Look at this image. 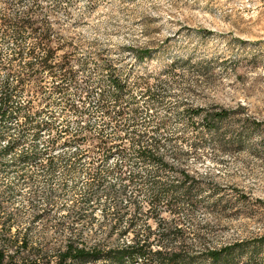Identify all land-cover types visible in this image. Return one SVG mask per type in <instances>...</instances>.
Returning a JSON list of instances; mask_svg holds the SVG:
<instances>
[{"label":"rangeland","instance_id":"374dc122","mask_svg":"<svg viewBox=\"0 0 264 264\" xmlns=\"http://www.w3.org/2000/svg\"><path fill=\"white\" fill-rule=\"evenodd\" d=\"M0 13L29 17L50 52L42 63L28 30L0 26V91L22 79L0 118V245L18 264L145 234L264 264V0H0Z\"/></svg>","mask_w":264,"mask_h":264},{"label":"trees","instance_id":"16d2710c","mask_svg":"<svg viewBox=\"0 0 264 264\" xmlns=\"http://www.w3.org/2000/svg\"><path fill=\"white\" fill-rule=\"evenodd\" d=\"M13 26L15 33L18 34L22 30H28L34 38L33 48H39L43 51L41 58L42 63L46 62L50 52L48 48V35L43 29L38 31V27H33V21L28 17L14 18L13 20L7 18L3 13H0V26ZM32 49L30 55L33 54ZM35 57L34 55H32ZM5 66L2 65V68ZM9 72H11L9 70ZM22 79L18 77L16 81V87L11 90L8 86L2 85L0 91V118L9 114L8 101L13 94L16 92V88L20 86ZM113 86H117V82L113 81ZM225 113L213 112L204 115V118H208L210 115L214 119L220 120L224 117ZM35 129H38V125L34 124ZM68 140V139H67ZM98 147H105V140L98 139ZM111 145H108L105 150H109ZM12 148V145L7 143L3 147V151H8ZM137 155L146 160H154L156 157L152 153L151 149L142 148L137 151ZM25 157V156H24ZM137 210V207H135ZM115 218H120L123 213L122 207H117ZM4 236V225L0 219V244L5 242ZM173 236V235H172ZM175 239V238H173ZM257 242L264 241V236L256 239ZM21 247L25 246L26 243L22 241ZM235 245L223 246L219 249H207L205 252L194 255L187 251V247L183 245L181 241H177V244H173L171 241H163V238L156 239L155 243L149 240L148 235L145 234L143 238H139L137 235H133L132 239L126 243H123L117 247H101L100 245L93 244L91 247L79 246L72 242H67L64 249L61 252L56 253L54 264H95L99 262H106L107 264H124L125 262H133L135 259H140V264H234L233 257L231 258L232 250ZM26 260V259H24ZM22 259L15 254L8 252L0 245V264H18ZM27 261V260H26ZM254 262H252L253 264ZM31 264H38L34 260ZM45 264V263H44ZM236 264V263H235Z\"/></svg>","mask_w":264,"mask_h":264}]
</instances>
